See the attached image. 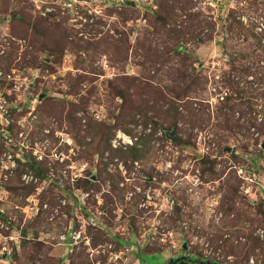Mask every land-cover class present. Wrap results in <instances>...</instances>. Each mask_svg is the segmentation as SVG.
<instances>
[{"label": "rangeland", "instance_id": "374dc122", "mask_svg": "<svg viewBox=\"0 0 264 264\" xmlns=\"http://www.w3.org/2000/svg\"><path fill=\"white\" fill-rule=\"evenodd\" d=\"M263 63L264 0H0V264H264Z\"/></svg>", "mask_w": 264, "mask_h": 264}, {"label": "trees", "instance_id": "16d2710c", "mask_svg": "<svg viewBox=\"0 0 264 264\" xmlns=\"http://www.w3.org/2000/svg\"><path fill=\"white\" fill-rule=\"evenodd\" d=\"M173 12L172 11H170V10H164V12H163V14H162V12H158V15H157V17H158V20L163 24V26H165V25H167L168 23H169V21H172L173 20ZM17 18V17H16ZM168 35L170 36V37H173L172 39H173V41L174 42H176V43H180L181 44V41H184L185 39H184V37H186L185 36V34H184V32L183 31H181V32H179V31H177V30H172L171 32H169L168 33ZM210 38V37H209ZM200 41H201V43L203 44L204 43V39H200ZM183 46L182 45H178V46H176L175 47V49L172 51L174 54H175V56H177V57H182V59H183V63H186L187 62V59H185L183 56H182V52H183ZM189 61V60H188ZM187 68H185V67H183L182 69L181 68H178L177 69V71L180 73L179 74V76H180V78L182 79V80H180V82L181 83H186V81L185 80H189L190 79V76L187 74ZM193 81V80H192ZM181 83H179V81H178V85H180ZM194 83V82H193ZM121 98H122V96H120ZM169 112H171V111H169ZM174 114V113H173ZM104 128H106L107 129V133H106V135H105V140H106V143L108 142V140H109V137L111 136V129L110 128H107L106 126H102V125H100V126H96V128H94L93 129V132H95L96 130H100V129H104ZM135 156V155H134ZM137 156V155H136ZM97 180V179H96ZM94 181H95V179H94ZM95 182H97V181H95ZM94 182V183H95ZM89 185V182H86V188H87V186ZM93 188H95V187H93ZM231 196H236L237 195V191H233V193H231L230 194ZM227 214H228V212H227ZM178 212L176 213V216H177V218H178ZM173 221H177L176 219L175 220H173ZM263 223H264V219H263V221H262ZM212 241V243L213 244H215L216 243V247L217 248H219V246H218V244L221 242L222 243V247H224L225 245H227V246H225V253H226V255H233V254H235V253H237L236 252V250H235V248H234V246H233V244L232 245H230L231 243L228 241V240H224L223 239V237L222 236H216L214 239H211ZM254 241H256V240H252L251 242H254ZM119 244H121V245H125V243H121V242H119ZM126 244H130L131 245V243L130 242H127ZM135 245V244H134ZM126 246V245H125ZM226 247H228V249H226ZM248 247H249V251H253L254 250V248L256 247V245L255 244H252V245H249L248 244ZM238 251H239V254L241 253L240 252V248H238ZM243 251H245V248L243 247ZM142 253L140 252L139 254H138V258H139V260L141 261V264H147L146 263V261H145V259H144V257H145V255L143 256V255H141ZM153 258V257H152ZM248 259H249V256H245L244 255V259H243V261H244V263L246 262V263H248ZM202 261V260H201ZM205 261H207V262H210V264H220L219 262H215V261H210V260H205ZM212 262V263H211Z\"/></svg>", "mask_w": 264, "mask_h": 264}, {"label": "built area", "instance_id": "2783aa9c", "mask_svg": "<svg viewBox=\"0 0 264 264\" xmlns=\"http://www.w3.org/2000/svg\"><path fill=\"white\" fill-rule=\"evenodd\" d=\"M224 59H225L224 61L229 60L228 56H226V55L224 56ZM215 65H219V63H214V67H215ZM216 79L218 80L219 77H216ZM213 91L215 92L216 90L213 89ZM226 96H227V94L223 93L219 97H220L221 101H224ZM261 121H262V118H261ZM9 123H10V121H9V110L6 107V104L4 103V101H2L0 99V125L8 127ZM159 135L161 136V135H163V133L161 132ZM165 135H167L168 137H171L169 134H165ZM201 137H202V135H200L199 140H201ZM7 141L10 142L9 140H7ZM119 141H120V143H119ZM116 144H118V146L123 145V146H131V147L136 145L133 142L132 138L126 137L125 135H122L120 133L117 135V140L115 142H113V147L115 149L118 148ZM263 145H261L260 148H263ZM126 149H127V147H126ZM8 160H11L10 156L8 157ZM10 164H11L12 170L15 169V167H16L15 162L11 161ZM146 198L148 200L147 203H149L152 200V197L149 194H147ZM172 205H173V202H172ZM80 238H81V232H77L74 230L70 233L68 232V234H66V235H62L60 239L62 242L71 241L72 243H76V242H78V240Z\"/></svg>", "mask_w": 264, "mask_h": 264}, {"label": "flooded vegetation", "instance_id": "af4514ba", "mask_svg": "<svg viewBox=\"0 0 264 264\" xmlns=\"http://www.w3.org/2000/svg\"><path fill=\"white\" fill-rule=\"evenodd\" d=\"M202 262H206V261H201L200 259L196 260L194 256L186 254V255L177 256V258H175L171 264H182V263L183 264H201ZM167 264H170V262Z\"/></svg>", "mask_w": 264, "mask_h": 264}, {"label": "water", "instance_id": "95a60500", "mask_svg": "<svg viewBox=\"0 0 264 264\" xmlns=\"http://www.w3.org/2000/svg\"><path fill=\"white\" fill-rule=\"evenodd\" d=\"M130 5H131V6H134L133 3H130ZM263 150H264V145H263ZM228 151H229V150H228ZM181 260H183V259H181ZM172 262H173V261H172ZM172 262H171V263H172ZM182 264H183V263H182ZM201 264H210V262H207V261H206V262H202Z\"/></svg>", "mask_w": 264, "mask_h": 264}]
</instances>
